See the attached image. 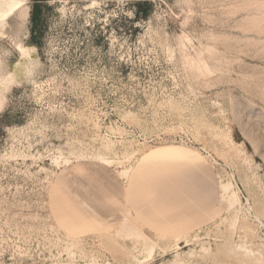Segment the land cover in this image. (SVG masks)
Here are the masks:
<instances>
[{"label":"rangeland","instance_id":"374dc122","mask_svg":"<svg viewBox=\"0 0 264 264\" xmlns=\"http://www.w3.org/2000/svg\"><path fill=\"white\" fill-rule=\"evenodd\" d=\"M14 4L0 264H264V0Z\"/></svg>","mask_w":264,"mask_h":264},{"label":"bare ground","instance_id":"6f19581e","mask_svg":"<svg viewBox=\"0 0 264 264\" xmlns=\"http://www.w3.org/2000/svg\"><path fill=\"white\" fill-rule=\"evenodd\" d=\"M16 5L14 4L13 6L8 7L7 9H4L3 11L0 12V17H3L10 13V11L15 7ZM97 183L93 182V186H95ZM112 199V204L110 206L118 209L122 206V204L125 201V198L122 193H119L118 191H114L113 195H111ZM135 203L139 204L140 199L139 197L134 198Z\"/></svg>","mask_w":264,"mask_h":264},{"label":"trees","instance_id":"16d2710c","mask_svg":"<svg viewBox=\"0 0 264 264\" xmlns=\"http://www.w3.org/2000/svg\"><path fill=\"white\" fill-rule=\"evenodd\" d=\"M40 1H43V0H33V2H34V6H33V9H32V12H31V24H32V28H31V36H32V38L33 39H35L34 37H35V34H36V31H35V29H36V26H37V24H38V22H39V18H40V16H39V10H38V8H39V2Z\"/></svg>","mask_w":264,"mask_h":264}]
</instances>
